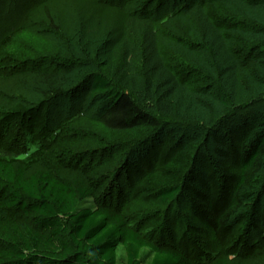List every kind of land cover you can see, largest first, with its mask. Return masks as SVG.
I'll use <instances>...</instances> for the list:
<instances>
[{"label":"trees","instance_id":"trees-1","mask_svg":"<svg viewBox=\"0 0 264 264\" xmlns=\"http://www.w3.org/2000/svg\"><path fill=\"white\" fill-rule=\"evenodd\" d=\"M133 1L122 2L130 11L116 45L122 65L117 81L100 66L82 78L73 77L77 72L60 77L78 66L28 58L21 44L40 36L26 28L0 41V79L19 76L31 83L50 113L69 92L88 87L105 101L95 112L99 125L131 131L137 139L109 153L94 150L104 147L94 134L72 136L83 119L78 111L72 116L76 105L65 117L47 115L39 127V110L19 112L0 93V264H264L261 219L254 210L240 214L242 194L254 190L264 172V114L259 110L251 118L243 114L255 105L239 108L248 100L264 103L257 49L264 44V0H184L161 13L162 0L155 12L156 0L137 6ZM214 7L248 25L226 30L210 12ZM236 38L254 45L245 59L239 58ZM171 52L185 70L206 78L207 86H191L167 61ZM174 119L183 129L212 132L220 163L234 158L233 143L224 140L239 137L235 177L223 174L219 192L203 171L207 153L194 155V140L184 142L187 132L174 155L161 162L146 156ZM142 184L152 186L170 212L176 205L175 215L148 227L132 216L128 208L138 204L135 188ZM224 196L228 203L221 209Z\"/></svg>","mask_w":264,"mask_h":264},{"label":"rangeland","instance_id":"rangeland-1","mask_svg":"<svg viewBox=\"0 0 264 264\" xmlns=\"http://www.w3.org/2000/svg\"><path fill=\"white\" fill-rule=\"evenodd\" d=\"M125 1L126 0H0V41L8 32L18 33L20 30L26 28L31 33L40 36V38L34 37L32 40H25V42L21 44L23 50L29 53L28 58L37 60L45 59L48 65L57 64L59 62V65L64 66V63L66 64L65 66H71V70L78 66L71 72L69 70H67V73L63 72L60 77L70 78L74 72H77L73 77L77 75L79 78H82L83 75L86 73L88 74L92 68L100 66L102 67V71L112 80L117 81L115 80V76L117 77L118 73H120L122 65L120 64L121 55L116 45L123 35L124 17H126L127 12L130 11L129 5H123L122 2ZM135 1L136 0L133 1V5L135 6L143 4L142 0H138L136 3ZM161 2L165 3V5L161 7L163 10L157 8L159 0L154 1L152 5L154 12L160 9V13L166 12L167 10L173 9L175 6L174 4L185 1L162 0ZM45 6H49L48 8L51 12V16L56 22V29L50 24V18L45 16ZM121 8H125V10ZM210 12L213 13L217 23L226 30L235 26V24L242 25L243 23L244 26L248 25V22H244L243 19L237 16L234 17L223 8L214 7ZM236 45L239 58L241 59H245L252 48H254L253 44H245L240 42L238 38H236ZM257 49H259L258 57L261 60L260 66L262 68L260 79H262L264 83V44L257 46ZM77 50L82 53L80 54ZM88 55L92 57L89 58ZM167 61L179 67V72L191 83V86L195 88L207 86L206 78H201L195 70L191 72L189 69L185 70L182 67L185 65L183 62H180L177 53H168ZM77 80L78 79L75 80V83H77ZM25 84L23 78L19 76L0 79V93L8 102L11 101L9 105L15 107L19 112L31 108L35 109L34 111L39 110L35 114V118L39 121V127L43 125V120H46L47 115H49L51 119L57 118L59 115L65 117L70 113V107L76 105L77 110L73 111L74 113L72 116L77 115L76 113L78 111L79 114L82 113L81 117H83V119L81 123L74 126L75 128H73L72 136H76L77 133H80L83 137L92 138V134H94L96 139L101 141V143L104 141L102 144L104 147L94 148V150L103 149L105 153H109V148H112L114 145L127 147V143L137 140L136 134L131 131H106V129H103L99 125L94 119L96 116L95 112L105 101L104 98L99 96L93 97L92 94L90 95L91 91L88 87L80 91L75 90L69 92L71 94L68 95L66 100L57 103L56 108L53 109L55 112L50 113L47 110V103L38 98L36 94L37 91L33 89V85L31 83ZM249 101L253 100L244 101V107L239 108L243 109L245 106L250 108L255 105V110L251 111L253 114L246 111L243 115L251 116L252 118L254 113L256 114L259 110L264 114V103L261 100L252 104H250ZM25 107L26 109L24 110ZM84 112L86 116H83L85 115L83 114ZM176 120L178 119H174L173 122L169 123L170 125L157 139L159 141V147H151V150L146 153V156L151 157L153 160H157V162H161L163 159H167L169 156L174 155L176 152L175 145L178 144L177 141L179 142V139L187 132L188 136L187 138L185 137L184 142L194 140L196 143L194 146V155L196 154L195 156H198L207 153V160L205 158L206 163L203 165V171L205 175L208 176V179L213 176L214 189L219 192L218 187H220L223 174H225V176H231L229 177L231 180L235 177L233 166L236 165V151H239V137L235 135L224 140L228 145L231 144V142L233 143V148L231 152H229V155L234 158L229 161V163H220L216 158V142L215 139L211 137V134H213L212 132L200 129L197 126H190L189 129H183V127L180 126L182 122ZM112 157H115V155ZM102 159L104 160V158ZM136 189L138 190L137 195L139 196V202L136 205H131L128 209L132 216L137 217L140 221L143 220L144 225H147V227L157 225L163 222L165 218L169 220V217H167L168 215L171 214V217L175 215L177 206L175 205L174 209H171L170 212V208H168L167 205L157 201L152 186L142 184L136 187L135 190ZM242 195L245 208L241 210L240 214L244 215L245 212L254 210L255 219L260 218L261 225L264 228V215L260 216L258 209L259 206L260 208L262 206L264 212V172L256 188L251 191H245ZM226 199V196H224L219 206L221 209H224L223 207L228 203ZM89 205L93 206L91 203ZM146 213H149V215H145ZM240 214H238V216H240ZM152 217L154 218L152 219ZM154 220L158 221L155 222ZM179 225L184 224L183 222H179ZM184 229V226L180 227L181 232H183ZM156 232L159 234V230H156ZM199 238L205 243H208L211 237L202 235Z\"/></svg>","mask_w":264,"mask_h":264}]
</instances>
